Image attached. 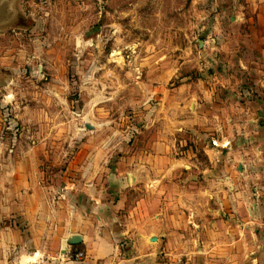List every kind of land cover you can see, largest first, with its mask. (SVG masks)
I'll return each instance as SVG.
<instances>
[{
    "label": "crops",
    "instance_id": "obj_1",
    "mask_svg": "<svg viewBox=\"0 0 264 264\" xmlns=\"http://www.w3.org/2000/svg\"><path fill=\"white\" fill-rule=\"evenodd\" d=\"M24 2L0 0V56L22 42L6 32L25 28ZM230 8L199 53L215 49V67L152 87L158 108L126 155L72 153L51 142L65 129L17 143L0 165V264H264V0Z\"/></svg>",
    "mask_w": 264,
    "mask_h": 264
},
{
    "label": "rangeland",
    "instance_id": "obj_2",
    "mask_svg": "<svg viewBox=\"0 0 264 264\" xmlns=\"http://www.w3.org/2000/svg\"><path fill=\"white\" fill-rule=\"evenodd\" d=\"M233 1L25 0V28L6 32L22 42L0 56L9 72L0 74V84L8 83L0 91V165L38 130L65 129L70 142H51L72 153L88 141L126 155L133 133L158 108L152 87L172 89L183 75L195 81L204 78L199 67H215V49L205 61L199 53L215 39L214 30L207 38L212 25L229 23ZM8 121L17 126L13 134ZM60 152L58 162L69 157Z\"/></svg>",
    "mask_w": 264,
    "mask_h": 264
},
{
    "label": "water",
    "instance_id": "obj_3",
    "mask_svg": "<svg viewBox=\"0 0 264 264\" xmlns=\"http://www.w3.org/2000/svg\"><path fill=\"white\" fill-rule=\"evenodd\" d=\"M86 127H87V128H91V126H89V125H86ZM80 241H81L80 237H78V236H73L72 238H70V239L67 241V243H68L69 245H75V244H78ZM150 241H151V242H155V241H156V238L153 237V238L150 239Z\"/></svg>",
    "mask_w": 264,
    "mask_h": 264
},
{
    "label": "built area",
    "instance_id": "obj_4",
    "mask_svg": "<svg viewBox=\"0 0 264 264\" xmlns=\"http://www.w3.org/2000/svg\"><path fill=\"white\" fill-rule=\"evenodd\" d=\"M71 258L75 261H82L84 258V254L81 252L75 253L74 255L71 256ZM98 264V263H97Z\"/></svg>",
    "mask_w": 264,
    "mask_h": 264
},
{
    "label": "trees",
    "instance_id": "obj_5",
    "mask_svg": "<svg viewBox=\"0 0 264 264\" xmlns=\"http://www.w3.org/2000/svg\"><path fill=\"white\" fill-rule=\"evenodd\" d=\"M8 123L12 127V130L15 129V128H17V126L16 125H12L10 121H8Z\"/></svg>",
    "mask_w": 264,
    "mask_h": 264
}]
</instances>
